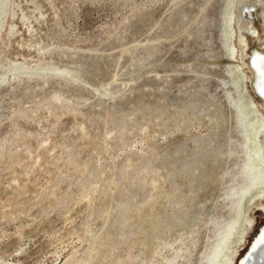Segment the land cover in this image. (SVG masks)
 I'll use <instances>...</instances> for the list:
<instances>
[{
	"label": "rangeland",
	"instance_id": "374dc122",
	"mask_svg": "<svg viewBox=\"0 0 264 264\" xmlns=\"http://www.w3.org/2000/svg\"><path fill=\"white\" fill-rule=\"evenodd\" d=\"M263 3L0 0V264H239L264 227L240 4Z\"/></svg>",
	"mask_w": 264,
	"mask_h": 264
},
{
	"label": "bare ground",
	"instance_id": "6f19581e",
	"mask_svg": "<svg viewBox=\"0 0 264 264\" xmlns=\"http://www.w3.org/2000/svg\"><path fill=\"white\" fill-rule=\"evenodd\" d=\"M240 5L242 6L241 8L242 12L240 14V18H241L240 21L243 22L241 29L242 31H247V33L250 32V34L255 35L257 31H255L252 21L246 18V15L247 14L253 15V12H254L256 13L257 17L263 20V23H264V9L260 8L261 10L259 11L258 9L259 5L258 6L251 5L248 7L245 6L244 4H240ZM259 36L256 34V37L259 38V39L257 38L258 41H261V38ZM244 42H245V45L240 47V49H241L243 64L246 65L245 57L248 56L249 45L245 39H244ZM249 67L253 75L252 78L249 76V79L253 83V87H254V90L256 91V94H258L264 100V51L255 52L254 54L250 56ZM260 105L262 109H264V104L260 103ZM242 108L243 109L246 108L245 105L242 106ZM248 121L250 122L252 120L249 119ZM250 126L253 127V125H248L247 127L250 128ZM260 165L261 167H257V170H258L257 177H259V180L261 181L260 184H264V166H262V164ZM253 177L255 179L256 175H253ZM239 264H264V227L261 228V230L259 231V235H257L251 247L248 249L247 254L242 257Z\"/></svg>",
	"mask_w": 264,
	"mask_h": 264
},
{
	"label": "flooded vegetation",
	"instance_id": "af4514ba",
	"mask_svg": "<svg viewBox=\"0 0 264 264\" xmlns=\"http://www.w3.org/2000/svg\"><path fill=\"white\" fill-rule=\"evenodd\" d=\"M262 211L264 212V205H262Z\"/></svg>",
	"mask_w": 264,
	"mask_h": 264
}]
</instances>
